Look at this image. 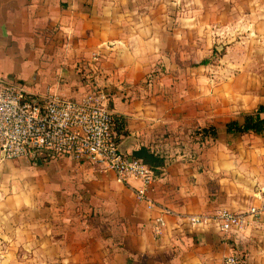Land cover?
Masks as SVG:
<instances>
[{
	"label": "crops",
	"instance_id": "1",
	"mask_svg": "<svg viewBox=\"0 0 264 264\" xmlns=\"http://www.w3.org/2000/svg\"><path fill=\"white\" fill-rule=\"evenodd\" d=\"M236 8L0 0V77L36 96L79 100L101 89L128 130L119 132L124 154L146 147L166 162L149 209L137 200L139 180L120 183L70 157L6 160L0 149V264H223L230 252L264 264V132L226 129L264 105V7L248 19ZM209 126L216 138L200 135ZM162 207L175 214L157 235ZM252 207L258 214L229 233L183 218Z\"/></svg>",
	"mask_w": 264,
	"mask_h": 264
},
{
	"label": "built area",
	"instance_id": "2",
	"mask_svg": "<svg viewBox=\"0 0 264 264\" xmlns=\"http://www.w3.org/2000/svg\"><path fill=\"white\" fill-rule=\"evenodd\" d=\"M98 61L99 54L93 56ZM115 117L101 89L87 93L81 99H71L49 92L44 96L28 93L19 85L8 84L0 77V149L2 158L35 160L70 157L76 161L100 165L111 170L120 183L140 181L135 188L137 200L156 207L149 190L156 179L154 170L141 159L129 158L120 149L113 130ZM154 218L155 234L166 227L165 215L175 212L161 208ZM258 214L252 207L247 212L217 209L211 214H187L183 218L191 226L217 224L229 233L242 230L248 218ZM223 264H242L241 258L230 252Z\"/></svg>",
	"mask_w": 264,
	"mask_h": 264
},
{
	"label": "trees",
	"instance_id": "3",
	"mask_svg": "<svg viewBox=\"0 0 264 264\" xmlns=\"http://www.w3.org/2000/svg\"><path fill=\"white\" fill-rule=\"evenodd\" d=\"M224 53L223 51L221 52ZM264 113V105L258 106L256 109L247 112L244 114V122L240 123L236 120H233L227 124V131L232 132L235 131L238 134H244L247 132H256L263 133L264 132V117L262 114ZM118 123V124H117ZM115 124H117L115 126ZM125 123L123 119L116 118L113 125V130H117L118 134L116 135V140L119 143L120 134L126 135L128 133L127 129H123ZM202 138L206 137H214L216 138L218 135V130L215 126L204 127L199 132ZM134 158L141 159L144 163L148 164L153 170L156 176L160 175L163 168L166 165L165 159L151 152L148 148L142 147L139 150L133 153Z\"/></svg>",
	"mask_w": 264,
	"mask_h": 264
},
{
	"label": "rangeland",
	"instance_id": "4",
	"mask_svg": "<svg viewBox=\"0 0 264 264\" xmlns=\"http://www.w3.org/2000/svg\"><path fill=\"white\" fill-rule=\"evenodd\" d=\"M210 1H223V2L234 3L235 6L237 7L236 9H238V11L244 15L243 18L245 17L247 19H248L249 14H252L253 10L251 9L254 7L255 4H257L258 7H261V6L264 7V0H210ZM259 16L262 18L264 17V10L258 11L257 17ZM257 44L264 48V39H260L259 41H257ZM222 51L225 52L223 49L220 50V52ZM38 162H36V164H41L40 162L39 163Z\"/></svg>",
	"mask_w": 264,
	"mask_h": 264
}]
</instances>
